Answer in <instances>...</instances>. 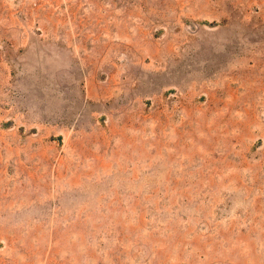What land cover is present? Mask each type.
I'll return each instance as SVG.
<instances>
[{
	"label": "rangeland",
	"instance_id": "1",
	"mask_svg": "<svg viewBox=\"0 0 264 264\" xmlns=\"http://www.w3.org/2000/svg\"><path fill=\"white\" fill-rule=\"evenodd\" d=\"M0 264H264V0H0Z\"/></svg>",
	"mask_w": 264,
	"mask_h": 264
}]
</instances>
